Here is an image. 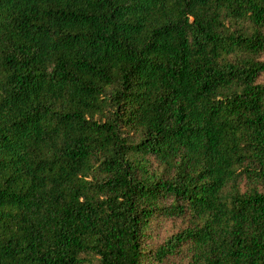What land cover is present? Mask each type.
<instances>
[{"label":"trees","instance_id":"trees-1","mask_svg":"<svg viewBox=\"0 0 264 264\" xmlns=\"http://www.w3.org/2000/svg\"><path fill=\"white\" fill-rule=\"evenodd\" d=\"M263 54L264 0H0V264H264Z\"/></svg>","mask_w":264,"mask_h":264},{"label":"rangeland","instance_id":"rangeland-1","mask_svg":"<svg viewBox=\"0 0 264 264\" xmlns=\"http://www.w3.org/2000/svg\"><path fill=\"white\" fill-rule=\"evenodd\" d=\"M262 58H264V54ZM258 81H264V74L258 77ZM182 224L183 221L178 218L165 219L161 216L157 217L146 232L144 237L145 246L154 249L156 246L162 244L168 237L176 233L181 228ZM185 261L186 259L183 252H181L168 256L161 263H156L151 261L149 257H146L145 264H185Z\"/></svg>","mask_w":264,"mask_h":264}]
</instances>
